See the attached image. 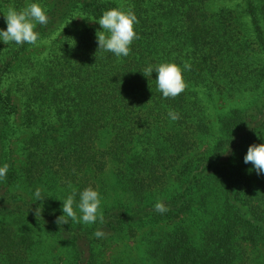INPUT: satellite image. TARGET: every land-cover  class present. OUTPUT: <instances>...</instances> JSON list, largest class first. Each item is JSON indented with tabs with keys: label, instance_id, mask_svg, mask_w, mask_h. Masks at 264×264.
Masks as SVG:
<instances>
[{
	"label": "trees",
	"instance_id": "obj_1",
	"mask_svg": "<svg viewBox=\"0 0 264 264\" xmlns=\"http://www.w3.org/2000/svg\"><path fill=\"white\" fill-rule=\"evenodd\" d=\"M213 1L39 0V42H0V264H264V174L244 163L264 143V0ZM28 2L0 0V28ZM112 8L139 19L127 57L98 50ZM163 62L191 66L175 98L141 73ZM247 94L215 133L214 99ZM69 185L99 190L103 224L57 223ZM129 241L145 258L112 255Z\"/></svg>",
	"mask_w": 264,
	"mask_h": 264
},
{
	"label": "clouds",
	"instance_id": "obj_2",
	"mask_svg": "<svg viewBox=\"0 0 264 264\" xmlns=\"http://www.w3.org/2000/svg\"><path fill=\"white\" fill-rule=\"evenodd\" d=\"M3 17L7 27L6 29L0 28V42L15 43L17 46L37 44L40 38L37 26H45L49 22L47 11L39 0H30L24 8L19 10L9 8L3 13ZM95 22H98L103 29L97 33L98 50L111 52L117 58L127 57L131 52V45L139 39L136 31L139 19L135 13L112 8L105 10ZM190 68V64L186 62L182 66L175 62H163L155 65L148 64L141 73L146 77L156 73L157 91L167 99L175 98L186 90L184 72ZM168 118L176 121L180 116L179 113L170 109ZM244 163H251L258 175L264 174V143L250 145L244 156ZM7 173L8 165L0 166V181L6 179ZM69 188L71 189L69 194L60 200L63 215L57 218V223L67 224L70 219L79 224L93 225L97 222L103 224L105 220L99 190L92 186L82 190L71 188V185ZM33 198L41 201L42 192L39 188L35 190ZM154 208L161 214L169 210L163 202L155 203ZM38 215H40V210L36 212V216ZM105 235L106 233L101 229L94 232L97 239L104 238Z\"/></svg>",
	"mask_w": 264,
	"mask_h": 264
},
{
	"label": "rangeland",
	"instance_id": "obj_3",
	"mask_svg": "<svg viewBox=\"0 0 264 264\" xmlns=\"http://www.w3.org/2000/svg\"><path fill=\"white\" fill-rule=\"evenodd\" d=\"M122 3L124 4L126 2V0H121ZM242 0H232V1H222V0H214L213 1V7L215 9L218 8H222V7H230V8H234L235 6L237 7L238 4H241ZM48 44L47 43H43L42 45L38 46L35 51H38L37 53H39V51H41L44 48H47ZM253 94L251 95H245V96H240L239 98L236 99H232V100H224V99H220L218 97H216L214 99V104H210V109L208 110V114L209 117L212 119V123H213V128H214V132H217V124H216V116L218 113L221 112H225L230 110L233 107H243L245 106L248 102H250V100L252 99ZM213 138H210L208 140V144L212 143ZM112 173L109 172L108 174V179L111 178ZM110 180V179H109ZM124 252H131L132 256H134V258H145L144 257V247L140 244V242H135V241H129V242H124V243H119L117 244V246L113 249L112 251V255H121ZM150 264V263H148Z\"/></svg>",
	"mask_w": 264,
	"mask_h": 264
}]
</instances>
